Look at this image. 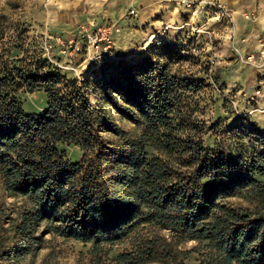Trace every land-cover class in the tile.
<instances>
[{
  "label": "trees",
  "instance_id": "1",
  "mask_svg": "<svg viewBox=\"0 0 264 264\" xmlns=\"http://www.w3.org/2000/svg\"><path fill=\"white\" fill-rule=\"evenodd\" d=\"M0 46V264H23L48 235L92 244L76 264H185L191 252L195 264H264V141L249 159L204 148L195 81L150 59L68 78L45 57L10 59L16 40ZM20 91L42 92L46 108L25 113ZM5 197L22 201L13 219ZM125 239L116 256L104 247Z\"/></svg>",
  "mask_w": 264,
  "mask_h": 264
},
{
  "label": "rangeland",
  "instance_id": "2",
  "mask_svg": "<svg viewBox=\"0 0 264 264\" xmlns=\"http://www.w3.org/2000/svg\"><path fill=\"white\" fill-rule=\"evenodd\" d=\"M183 1L186 4L180 0H0V42L16 40L10 59L45 57L68 78L98 72L97 67L118 61L132 64L150 59L169 64L173 75L200 87L193 100L199 109L196 117L207 127L203 147L249 159L252 149L263 150L256 141H264V0ZM104 24L112 31L110 44H93L96 29ZM165 50L173 53L171 63ZM18 97L25 113L39 114L46 108L42 92L20 91ZM113 119L131 138L138 134L131 122L119 115ZM104 139L109 144L116 141L110 135ZM61 149L70 161L81 157L77 147ZM3 200L13 219L22 201ZM143 227L138 225L129 237ZM128 239L104 247L116 256L128 248ZM196 245L187 242L182 248L191 251ZM91 246L48 235L23 264H76ZM197 257L191 252L185 264H195Z\"/></svg>",
  "mask_w": 264,
  "mask_h": 264
},
{
  "label": "built area",
  "instance_id": "3",
  "mask_svg": "<svg viewBox=\"0 0 264 264\" xmlns=\"http://www.w3.org/2000/svg\"><path fill=\"white\" fill-rule=\"evenodd\" d=\"M180 3L182 4H186V1L180 0ZM189 6L192 5L191 3H187ZM111 28L107 25H102L101 27H99L98 29H96L94 36H93V44H97V43H101V42H105L108 44H110V39H111Z\"/></svg>",
  "mask_w": 264,
  "mask_h": 264
}]
</instances>
